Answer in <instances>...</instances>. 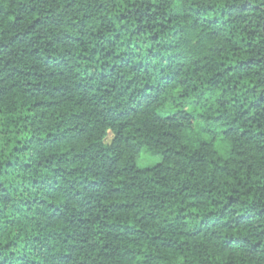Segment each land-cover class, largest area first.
<instances>
[{"label":"trees","instance_id":"obj_1","mask_svg":"<svg viewBox=\"0 0 264 264\" xmlns=\"http://www.w3.org/2000/svg\"><path fill=\"white\" fill-rule=\"evenodd\" d=\"M0 264H264V0H0Z\"/></svg>","mask_w":264,"mask_h":264},{"label":"rangeland","instance_id":"obj_2","mask_svg":"<svg viewBox=\"0 0 264 264\" xmlns=\"http://www.w3.org/2000/svg\"><path fill=\"white\" fill-rule=\"evenodd\" d=\"M190 138H197L199 140L213 141L214 148L217 151L218 155L225 157L228 151V144L222 138L220 131L210 128V131H205L200 123L193 122L192 131L189 134ZM110 141V137L107 139V142ZM160 161V158L157 156L150 155L148 153H141L138 159V167H152Z\"/></svg>","mask_w":264,"mask_h":264}]
</instances>
